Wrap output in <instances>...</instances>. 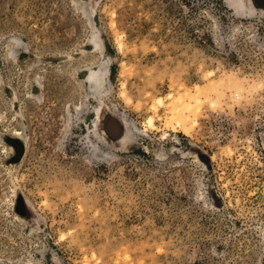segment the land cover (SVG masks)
<instances>
[{
  "label": "rangeland",
  "instance_id": "1",
  "mask_svg": "<svg viewBox=\"0 0 264 264\" xmlns=\"http://www.w3.org/2000/svg\"><path fill=\"white\" fill-rule=\"evenodd\" d=\"M241 1L0 0V264H264V0Z\"/></svg>",
  "mask_w": 264,
  "mask_h": 264
},
{
  "label": "bare ground",
  "instance_id": "2",
  "mask_svg": "<svg viewBox=\"0 0 264 264\" xmlns=\"http://www.w3.org/2000/svg\"><path fill=\"white\" fill-rule=\"evenodd\" d=\"M226 3L228 5H230V7H234V10H236L237 12H243L244 11V8L247 7L249 9H251L252 5H251V2L249 3V6L246 5L245 3H243L241 0H226ZM256 11V10H255ZM100 45V44H98ZM95 46H97V42L95 41ZM100 49V47L98 48ZM102 67V66H101ZM106 67L104 68H99V71L94 69V70H90L87 75H86V78H85V81L87 83L90 84V88L93 90V91H97L101 84H102V78H101V75H99V72L100 71H104ZM98 71V72H97ZM101 74V72H100ZM103 74V73H102ZM187 109V110H185ZM185 110V111H183ZM187 106H185L183 109H182V112H178V119L180 120V123L183 125V128L184 126L186 125V122L191 118H194L193 116L191 117L190 116V113H193V111H189ZM194 112H196L194 110ZM197 113V112H196ZM190 119V120H191ZM195 119V118H194ZM151 122V120H149ZM184 130V129H183Z\"/></svg>",
  "mask_w": 264,
  "mask_h": 264
}]
</instances>
